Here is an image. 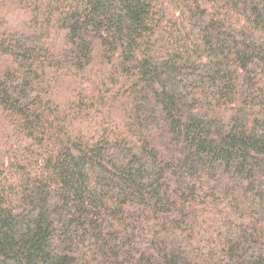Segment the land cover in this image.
<instances>
[{
    "label": "trees",
    "instance_id": "1",
    "mask_svg": "<svg viewBox=\"0 0 264 264\" xmlns=\"http://www.w3.org/2000/svg\"><path fill=\"white\" fill-rule=\"evenodd\" d=\"M0 264H264V0H0Z\"/></svg>",
    "mask_w": 264,
    "mask_h": 264
}]
</instances>
